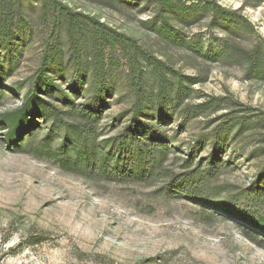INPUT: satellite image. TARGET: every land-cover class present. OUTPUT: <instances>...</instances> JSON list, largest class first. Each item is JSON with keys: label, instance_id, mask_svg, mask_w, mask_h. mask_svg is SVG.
<instances>
[{"label": "rangeland", "instance_id": "1", "mask_svg": "<svg viewBox=\"0 0 264 264\" xmlns=\"http://www.w3.org/2000/svg\"><path fill=\"white\" fill-rule=\"evenodd\" d=\"M61 1L135 37L174 70L197 78L182 103L164 113L159 122L174 138L170 168L179 170L191 148L195 161L207 157L211 146L205 138L217 119L244 108L239 113L244 121L241 129L231 131L222 153L226 166L207 196L219 203L251 186L264 168V62L261 71L251 72L245 60H209L187 46L168 42L147 27L155 9L147 0L139 4L129 0ZM216 1L237 9L248 20V27L214 26L211 15L204 14L180 25V33L186 39L200 40L205 49L228 42L248 51L259 46L264 54V0ZM40 6L38 1L30 31L18 38V58L14 59L16 51L12 58H5V50L0 48L8 74L0 83V114L23 103L44 45L50 40V18L37 19ZM81 26L83 31L89 29L85 23ZM86 44L89 46L88 41ZM115 55L107 65L112 75L98 124L101 137L114 134L131 114L128 67L119 52ZM86 62L89 68L90 62ZM48 70L76 102L85 101L84 90L77 96L69 90L71 65L63 63L59 68L53 62ZM88 81L89 73L84 89ZM204 102L209 104L197 107ZM249 113L253 117L245 116ZM119 116L121 123L115 121ZM4 130H0V264H264L263 231L203 201L166 195L163 178L143 184L115 183L69 174L58 167L55 158L40 151L45 140L46 148L50 145L57 150L61 130L50 132L41 121L23 151L5 146ZM198 139L202 144H196Z\"/></svg>", "mask_w": 264, "mask_h": 264}, {"label": "trees", "instance_id": "2", "mask_svg": "<svg viewBox=\"0 0 264 264\" xmlns=\"http://www.w3.org/2000/svg\"><path fill=\"white\" fill-rule=\"evenodd\" d=\"M24 1L0 0V48L5 50L4 57L12 58L15 51L14 59L20 55L18 38L30 31L32 12L38 1L41 6L37 19L50 18L52 29L37 70L24 93L23 103L0 114V130L5 129L2 140L7 148L23 151L26 141L34 138L42 121L50 132H63L62 143L57 150L50 145L46 148V140L40 147L41 152L45 151L58 161L62 171L115 183L143 184L163 178L166 195L203 201L264 232V213H261L264 207V168L258 172L251 186L237 196L224 198L219 203L207 196L210 185L226 166L222 153L231 131L241 129L244 121L243 114L239 113L244 108L226 112L217 119L218 123L205 138L211 146L207 157L195 161L194 148H191L179 170L170 168L168 160L174 138L167 135L159 122L164 113L173 112V108L182 103L197 78L174 70L135 37L112 28L93 15L75 11L61 0ZM129 1L139 4L144 0ZM147 1L155 6L152 17L146 21L147 27L168 42L187 46L209 60H245L251 72L263 69L264 54L259 46L248 51L226 42L216 49H205L200 40L186 39L178 28L204 14L211 15L214 26L247 28L248 20L237 9L226 8L216 0ZM82 23L89 29L81 30ZM62 25L65 26L63 36L60 33ZM116 51L128 67L131 114L114 134L101 137L98 124L112 75L107 65L111 59H116ZM86 60L90 62L89 68ZM53 62L59 68L63 63L71 65L73 79L69 90L75 96L84 90L87 94L84 102H76V98L55 82L48 70ZM88 73L89 83L84 89ZM7 75L0 60V83ZM2 95L0 91V99ZM204 104L207 102L197 104V107ZM252 115L245 116L251 118ZM120 119L121 116L115 121L118 123ZM196 144H202V140L198 139Z\"/></svg>", "mask_w": 264, "mask_h": 264}]
</instances>
